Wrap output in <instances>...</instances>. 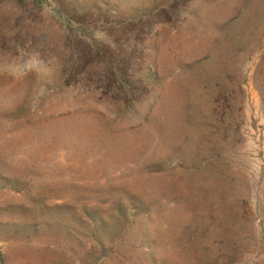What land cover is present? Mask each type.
I'll use <instances>...</instances> for the list:
<instances>
[{
	"label": "rangeland",
	"instance_id": "374dc122",
	"mask_svg": "<svg viewBox=\"0 0 264 264\" xmlns=\"http://www.w3.org/2000/svg\"><path fill=\"white\" fill-rule=\"evenodd\" d=\"M21 1L0 0V264H264V0ZM133 21L129 105L100 69Z\"/></svg>",
	"mask_w": 264,
	"mask_h": 264
},
{
	"label": "trees",
	"instance_id": "16d2710c",
	"mask_svg": "<svg viewBox=\"0 0 264 264\" xmlns=\"http://www.w3.org/2000/svg\"><path fill=\"white\" fill-rule=\"evenodd\" d=\"M19 4H23L24 1L21 0H15ZM137 21L130 22L128 26L131 27V30H133L134 27H137V32L134 34V41L132 42L130 38H127L126 40L122 41L126 47L120 49V51H110V59H107L106 55L105 56H98L101 57H106V59L103 62V66L100 69V73L108 80H113L119 83V87H117L118 93H123L124 96L126 97L128 104L131 105L133 104L137 97L138 94L142 88V82L141 81H135L133 80L132 75L134 76V73L136 71V61L138 60L137 55L140 50V44L138 43V40L142 39L143 35H148L151 34L152 32V25L149 22H140L137 24ZM19 37H22L21 33L17 31L15 33V39L17 42H19ZM24 40V37H22ZM24 40L21 43V45L24 48ZM144 40V39H143ZM76 53L79 54V52L73 47L72 49V54L70 55V59H74L79 57L76 55ZM106 53V52H105ZM108 53V52H107ZM101 55V54H100ZM68 61H69V54H68ZM66 68H64V71L69 78V62L66 64Z\"/></svg>",
	"mask_w": 264,
	"mask_h": 264
}]
</instances>
